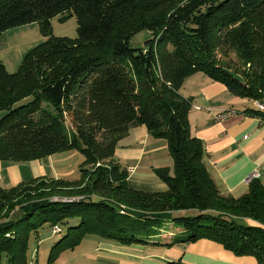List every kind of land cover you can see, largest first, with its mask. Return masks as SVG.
I'll return each instance as SVG.
<instances>
[{
  "label": "trees",
  "instance_id": "16d2710c",
  "mask_svg": "<svg viewBox=\"0 0 264 264\" xmlns=\"http://www.w3.org/2000/svg\"><path fill=\"white\" fill-rule=\"evenodd\" d=\"M182 2L0 0V35L35 23L44 38L16 72L0 61V161L83 157L77 179L0 187V264H34L29 239L46 224L62 234L46 264L88 235L123 246L204 239L264 264V185L252 180L237 198L219 192L190 132L192 101L179 92L202 72L253 102L242 114L264 120L254 106L264 104V0ZM73 16L77 37L54 36L51 20ZM141 32L152 36L131 47ZM139 126L166 141L172 169L154 170L163 192L132 188L114 158L118 141Z\"/></svg>",
  "mask_w": 264,
  "mask_h": 264
},
{
  "label": "crops",
  "instance_id": "0c3cea01",
  "mask_svg": "<svg viewBox=\"0 0 264 264\" xmlns=\"http://www.w3.org/2000/svg\"><path fill=\"white\" fill-rule=\"evenodd\" d=\"M30 26L34 24L27 27ZM5 42L7 44V40ZM179 92L192 101L188 115L190 132L203 144L202 162L219 192L235 198L244 195L248 191L245 180L256 170L259 181L264 185V120L252 114H242L253 108V102L234 96L223 84L202 72L188 76ZM224 110H235L236 114L220 118ZM69 153H58L52 167V178L46 175L47 169L51 168H46V165H50L48 162L51 156L32 161L35 163L33 177L26 180L22 179L19 166L0 161V181L5 180L12 187L40 177L60 179L73 176L75 171L69 161L74 154ZM114 158L126 168L132 188L144 192L166 190V185L156 177L154 170H171L173 161L166 141L152 137L144 126L131 128L118 141ZM1 187L9 188L7 185ZM173 234L168 233L167 236ZM49 238L45 237L44 241ZM47 256L43 258V264H46ZM179 260L183 264H258L254 257L235 256L220 244L204 239L172 247L136 244L123 246L90 235L83 238L80 246L62 252L54 264H168Z\"/></svg>",
  "mask_w": 264,
  "mask_h": 264
},
{
  "label": "rangeland",
  "instance_id": "374dc122",
  "mask_svg": "<svg viewBox=\"0 0 264 264\" xmlns=\"http://www.w3.org/2000/svg\"><path fill=\"white\" fill-rule=\"evenodd\" d=\"M187 1L188 0H183L181 4H184ZM165 11L170 12V8H166ZM33 24L34 26L32 27L31 26L27 27L28 25L21 26L10 29L0 35V61L4 64L6 70L9 73L16 72L21 64L24 55L30 49H32L33 47H35L36 45L40 44L43 41V38L41 37L39 32L38 25L35 23ZM51 25H52L53 35L56 37H64L66 39H71V40H74L77 37V23H76V18L74 16L68 18L63 22L59 21L58 17L53 18L51 20ZM150 36H152V33L150 32H141L137 34L130 42L131 47L133 48L142 47L144 45V41L147 40ZM6 40H7V44L6 42L4 44V41ZM69 154H74V157L69 161V165L73 166L75 174L73 176L64 177L63 179L74 180L79 177L78 166L79 163L82 162L83 157L76 151H70ZM51 157L52 158H50L48 162V164L50 165H46V168L47 166L51 167L47 169V174H46L50 178H52L54 175V171H53L54 169L52 167L54 164V160L58 158V154L53 155ZM13 164L14 166H19V169L21 170V175H23L22 177L23 180L31 179V177H33L32 175L33 165L35 163H33L32 161L13 163ZM4 185H7V187H9L11 183L8 184V182H6L5 180H3L2 182L0 181V187ZM172 229L175 232L179 230H183L181 227L178 226L176 227L174 226L172 227ZM61 236L62 234H57V235L52 234L51 228L49 227L48 224L43 225L41 229H39L38 237L36 236L30 237L28 261L31 262L32 259V263L34 264L35 263L43 264L42 262L43 258L48 255L51 246H53L61 238ZM90 236H94V235H90ZM45 237H50V238L49 240L44 241ZM40 240L43 242H41ZM80 245L81 243H79L78 246Z\"/></svg>",
  "mask_w": 264,
  "mask_h": 264
},
{
  "label": "built area",
  "instance_id": "2783aa9c",
  "mask_svg": "<svg viewBox=\"0 0 264 264\" xmlns=\"http://www.w3.org/2000/svg\"><path fill=\"white\" fill-rule=\"evenodd\" d=\"M254 106H255L257 109H259V110H261V111H264V104H260V103L255 102V103H254ZM235 114H236V111H235V110H224V111H222V112L220 113L219 117H220V118H225V117H227V116H229V115H235ZM258 177H259V174H258V172H257V170H256V171H254L253 173H251V174L246 178L245 182L248 184V183L251 182L252 180L258 179ZM0 180H1V175H0ZM52 233H53V234L59 233V229H58L57 227H53V228H52Z\"/></svg>",
  "mask_w": 264,
  "mask_h": 264
}]
</instances>
